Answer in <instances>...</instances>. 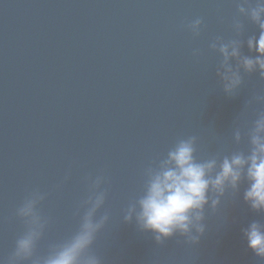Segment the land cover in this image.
Here are the masks:
<instances>
[{"label":"water","instance_id":"obj_1","mask_svg":"<svg viewBox=\"0 0 264 264\" xmlns=\"http://www.w3.org/2000/svg\"><path fill=\"white\" fill-rule=\"evenodd\" d=\"M238 2L0 0V258L26 230L16 209L30 192L45 193L37 207L47 223L34 249L45 257L78 228L77 208L89 195L84 178L103 175L97 216L109 218L90 248L101 264H264L241 233L264 219L244 203V183L215 210L206 206L196 244L179 235L157 244L134 219L123 220L143 194L145 170L179 139L196 138L198 160L247 153L248 132L264 111L256 99L264 79L241 67L240 86L226 94L221 56L209 47L237 39L242 55H256L246 41L258 26ZM196 18L199 35L187 27Z\"/></svg>","mask_w":264,"mask_h":264},{"label":"clouds","instance_id":"obj_2","mask_svg":"<svg viewBox=\"0 0 264 264\" xmlns=\"http://www.w3.org/2000/svg\"><path fill=\"white\" fill-rule=\"evenodd\" d=\"M247 4L248 0H239L237 7L240 14L258 26V35H251L246 41L248 49L256 55H242L241 41L237 39L223 42L217 38L209 45L221 56L217 75L223 81L224 92L229 95L242 82L241 67L245 72L258 71L264 79V0H255L253 6L246 7ZM201 23V19L196 18L187 27L193 35H199ZM233 28L237 34L242 31L239 19H234ZM197 53L198 50H194V54ZM232 58L238 62L235 68L229 62ZM256 99L264 101V95ZM248 138L247 153L235 151L220 159L214 156L206 160H198L195 156V137L179 139L155 167L145 170L143 194L128 205L124 222L134 219L141 231L153 234L157 244L174 235L196 244L205 232L206 206L215 210L226 191L237 193L242 183L246 184L242 193L244 203L253 212L264 215V111L258 113ZM233 139L240 142L239 128L234 130ZM84 179L89 195L77 208L80 220L76 231L61 243L52 245L45 257H34L36 242L47 221L37 207L45 193L33 190L16 209L26 230L16 239L12 254L6 259L0 258V264H19L24 260H31V264H101L90 248L109 218L107 212L97 216L105 203L106 190L100 187L105 178L97 175L94 179ZM241 233L247 248L264 261V219L250 220L241 228Z\"/></svg>","mask_w":264,"mask_h":264}]
</instances>
